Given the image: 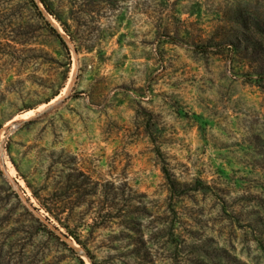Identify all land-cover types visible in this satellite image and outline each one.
Instances as JSON below:
<instances>
[{"label": "rangeland", "instance_id": "374dc122", "mask_svg": "<svg viewBox=\"0 0 264 264\" xmlns=\"http://www.w3.org/2000/svg\"><path fill=\"white\" fill-rule=\"evenodd\" d=\"M5 1L0 193L86 264L47 202L96 264H264V0H52L74 41L36 0L67 80L58 36ZM11 203L0 264H79Z\"/></svg>", "mask_w": 264, "mask_h": 264}, {"label": "trees", "instance_id": "16d2710c", "mask_svg": "<svg viewBox=\"0 0 264 264\" xmlns=\"http://www.w3.org/2000/svg\"><path fill=\"white\" fill-rule=\"evenodd\" d=\"M8 1V0H6ZM5 1V3H7ZM26 2L27 5H30L35 11L36 13L45 21L46 25L48 24L50 27V30L52 31V33H54L56 36H58V38L60 39L61 43L64 46L65 49V57H66V71H65V78L67 80L68 78V73L70 70V49L68 44L66 43V41L62 38V36L60 35V32H58V30L52 26L49 22H47V19L45 18V15L43 14L42 9L40 8L38 2L36 0H24ZM42 4V6L44 7V9L51 14L56 20L57 22L60 24L61 28L70 36V38L74 41V36L72 33V30L70 28V25L67 24L66 21L63 20L62 16L60 14H58L55 10V7L53 6V2L52 0H39ZM98 1H106L109 3L114 2V0H98ZM21 6V4L18 3L17 8L19 9V7ZM7 10V8H5ZM258 31H260V33L264 34V31L262 30V28H259ZM2 39H10L9 37H5V36H1ZM244 40H247L249 43L252 42L253 37L250 36H246L244 34ZM239 43V41H238ZM253 43H255V41H253ZM235 46H237L236 44H234ZM78 49V48H77ZM58 93L54 94L57 95ZM49 101V100H48ZM47 101V102H48ZM2 192L0 193V202L4 205H11V207L9 208L10 211H13L15 209V204L11 203V197H14L17 199V203L18 204H22L21 199L19 198L17 192L15 190L12 189L11 186H9L6 189L1 190ZM16 203V205H17ZM26 210V212L31 216L30 217V222H28V224L26 225L32 235H46L50 238H54L58 241H60L62 244H64L71 252H73L76 255V258L79 262V264H86L85 259L83 258V256L77 254L76 250L72 247L69 246L67 244V242H65V240L62 239V237L60 236V234H57L55 232L54 229H52L47 223H45L44 221H42L40 218L36 217L24 204H22ZM43 208H45L47 210V220L51 222L50 219L53 218V220H55L59 226H55L57 229H59L60 227L65 229V232L63 231V235L66 237H72L75 242L77 244H79L83 250L86 252V254L88 255V257L91 259L93 264H96L95 260H94V256L91 253V251L89 250V248L86 246L85 241L82 238V234H80V232H74L75 227L72 226V224H70V222H67L64 218H62L61 216V210L58 206L51 204L50 202H47V206H43ZM16 222V221H15ZM24 222V221H23ZM15 230V228H13ZM23 229V228H22ZM27 230V231H29ZM16 231V230H15Z\"/></svg>", "mask_w": 264, "mask_h": 264}]
</instances>
